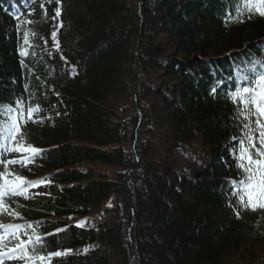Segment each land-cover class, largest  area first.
Listing matches in <instances>:
<instances>
[{
	"label": "trees",
	"instance_id": "16d2710c",
	"mask_svg": "<svg viewBox=\"0 0 264 264\" xmlns=\"http://www.w3.org/2000/svg\"><path fill=\"white\" fill-rule=\"evenodd\" d=\"M249 15L243 0H0V125L18 100L38 107L22 129L42 150L10 170L47 178L0 224H32L39 255L87 249L45 264H259L264 209L230 191L245 121L229 93L264 57V17ZM198 142L204 163L179 171L173 150Z\"/></svg>",
	"mask_w": 264,
	"mask_h": 264
},
{
	"label": "snow or ice",
	"instance_id": "6c2138e0",
	"mask_svg": "<svg viewBox=\"0 0 264 264\" xmlns=\"http://www.w3.org/2000/svg\"><path fill=\"white\" fill-rule=\"evenodd\" d=\"M59 4L60 0H56ZM43 8L44 5L42 4ZM243 7L250 14H257L264 17V0H243ZM240 11L239 9H237ZM61 15V9L57 7L56 17ZM27 24L34 21L27 20ZM19 27V26H18ZM62 27V24L59 25ZM35 33L25 31L23 33L24 44L29 45L31 36ZM56 32L52 37L56 39ZM59 48V43L56 44ZM29 53L25 50L20 51L22 57ZM23 64V61H21ZM248 63L251 68H241L239 79L247 81L246 86H237L234 91L230 92L231 99L240 107L237 113V119L243 118L245 123L242 128L245 130L244 138L239 141L238 155L236 156L237 168L240 170L241 178L231 181V194L237 204L244 209L255 211L264 209V71L256 73L255 66L260 64L264 67V57L260 59H250ZM252 72V75L246 73ZM216 89L213 88V92ZM8 120L0 125V148L4 152L19 153L18 159L0 158V214L18 216L19 213L12 211L8 200L12 197L24 196L26 199L29 187L38 186L44 183L47 178L38 181H28L23 176L15 174L10 170L12 165L26 166L33 162L41 153V149L34 147L27 142V136L23 132L22 123L33 119L37 108H28L25 112L23 101L16 102V108L7 106ZM15 113V115H12ZM254 125V127H253ZM239 216V210H237ZM28 229L32 231L29 232ZM62 231L57 229V232ZM51 235V234H49ZM14 245L8 247V243ZM43 237L35 230L32 224H0V264H5V258L8 260H22L24 264H45L50 262L53 257H61L67 251L49 252L47 256L39 255L38 248L42 249ZM6 248V250H4ZM87 251V249H85Z\"/></svg>",
	"mask_w": 264,
	"mask_h": 264
},
{
	"label": "rangeland",
	"instance_id": "374dc122",
	"mask_svg": "<svg viewBox=\"0 0 264 264\" xmlns=\"http://www.w3.org/2000/svg\"><path fill=\"white\" fill-rule=\"evenodd\" d=\"M51 30H52L51 34L53 32H56L55 27H53ZM150 78H153V76H151ZM151 82H152V80H151ZM127 114H128V111L125 112V114H123V116H126ZM172 155H173L174 161L176 162L177 169L179 171L185 172V173H189L190 170L192 168H194L195 165L198 166V164L199 165L203 164L204 163L203 161H205L204 160L205 154H204V151L201 148V145L199 144V142L198 143H191V144L186 145V146H179L173 150ZM90 166L96 172H102V173L108 175L109 177H113L114 172H115L114 168H111L108 166H103L100 164L94 163ZM45 190H46V187L42 186V193L44 195H45V193H44ZM85 249H86V247L73 248V249H69L70 251H67L66 253H81V252L85 251ZM4 250H6V248ZM254 255H255L254 259H256L255 262H257L259 264H264V239H263L261 245L256 246V248L254 250ZM247 260H248V258L246 256V254L240 253V252L238 254L232 256L230 259L232 264H238V263L246 264Z\"/></svg>",
	"mask_w": 264,
	"mask_h": 264
}]
</instances>
